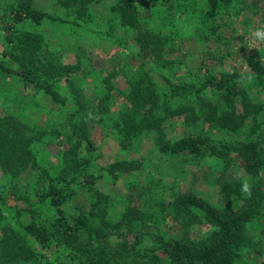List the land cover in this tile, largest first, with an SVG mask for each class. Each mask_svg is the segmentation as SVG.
<instances>
[{"label":"trees","instance_id":"trees-1","mask_svg":"<svg viewBox=\"0 0 264 264\" xmlns=\"http://www.w3.org/2000/svg\"><path fill=\"white\" fill-rule=\"evenodd\" d=\"M99 0H54L57 11L35 6L31 0L0 2V28L15 51L2 49L0 73L12 75L40 91L54 106L64 107L65 122L71 127L75 145L72 156L54 172L43 174L42 184L31 192L16 193L7 200L13 208L16 227L5 228L0 237V264H62L59 253L73 263L67 264H264V259L248 257L251 246L249 228L254 219L264 223V143L261 134L252 139L232 142L226 137L190 132L167 137L162 121L186 123L203 119L224 134L243 131L245 112L234 114L230 96L239 82L264 88V62L246 55L245 72L212 70L203 60L195 68L185 66L176 73L174 57L169 56L167 33L144 23L136 0H112L102 19L108 29L121 27L131 33L138 56L135 73L114 69L105 74L91 66L87 56L75 51L72 61H54L40 51L41 35L30 29L17 31L25 21L64 24L70 30L85 31L94 20L92 4ZM166 7L197 0H143ZM206 28L214 32L231 0H202ZM87 22V23H86ZM79 78L71 79L72 74ZM95 77L105 92L99 99L84 94L83 80ZM218 91L219 98L211 93ZM241 91V98H243ZM243 108H245L243 106ZM111 131L121 150L149 138L151 148L161 156L181 162L210 157L218 170L237 165L251 178L250 194L242 193L238 179L217 181L225 199L218 205L196 192L170 185V195L159 199L150 212L139 205L127 204L119 211L110 204L107 193L98 191V178L114 181L121 174L137 172L143 165L142 154L108 159L92 137L95 125ZM34 134V133H33ZM33 134H28L19 115L0 116V169L16 174L33 162ZM68 167H66V165ZM153 174L145 176L148 192L160 187ZM81 193L85 194V198ZM0 192V200L6 201ZM239 203L233 206L235 199ZM52 207L50 219L42 210ZM165 208L169 211L164 213ZM28 216L26 221L20 219ZM169 217L180 230L165 235L159 221ZM201 223L209 230L198 238L190 237L189 227Z\"/></svg>","mask_w":264,"mask_h":264},{"label":"rangeland","instance_id":"rangeland-1","mask_svg":"<svg viewBox=\"0 0 264 264\" xmlns=\"http://www.w3.org/2000/svg\"><path fill=\"white\" fill-rule=\"evenodd\" d=\"M4 2V0H0ZM112 0H99L91 6L94 10L93 21L85 31L70 30L64 24L42 22L38 25L21 21L17 31L30 29L41 35L40 51L49 59L67 62L73 60L75 51L87 56L91 66L98 73L105 74L114 69L120 73L127 71L135 73L138 66L136 48L131 41V33L121 27L112 26L108 29L102 20L107 15V8ZM31 3L48 11H57L54 0H31ZM140 15L155 29L167 33L170 42L169 56L175 58L173 64L176 73L183 74L185 66L195 68L200 60L212 70L226 69L245 72L243 58L253 55L264 62V41H257L252 33L264 26V0H231V5L223 13L221 25L209 32L206 28L202 0L197 3H186L166 7L165 4L151 5L143 0H136ZM87 23V22H86ZM15 51L13 43H7L0 28L1 50ZM79 78L72 74L71 79ZM83 91L90 99H99L105 92L103 84L91 76L82 82ZM241 91L244 95L241 98ZM213 99H218V91L211 93ZM234 114L245 112L243 131L237 130L231 135L214 128L211 123L197 119L186 123L182 120L168 119L162 121V127L167 137L178 136L190 132L208 134L213 138L226 137L232 142L252 139L261 134L264 143V88H253L247 82H239L236 90L230 96ZM243 106L245 108H243ZM66 109L54 106L40 91H35L30 84L23 83L12 75L0 73V116L19 115L24 122L28 134H33L31 147L34 154L33 162L29 161L16 174L9 175L0 169V192L6 201L0 200V237L2 228L13 229L16 220L13 208L7 200L16 193H29L42 184L45 172H54L72 156L71 147L75 145L71 127L65 122ZM92 137L96 140L102 154L108 158H119L142 154L143 165L137 172L119 175L114 181L98 178L94 185L98 191L107 193L110 204L119 211L124 205H139L152 212L159 199L166 200L171 192L170 185L184 187L207 198L211 202L223 205L225 199L219 191L217 181L220 179H238L242 188L245 183L250 186L251 178L244 174L237 165H229L224 170H218L214 160L204 157L193 161L181 162L176 158L161 156L151 148L149 138L134 145L132 150H121L111 131L103 124L95 125ZM68 167L67 164H65ZM153 174L157 179L158 188L148 192L144 187L145 176ZM242 193H244L242 191ZM85 198V194L81 193ZM239 199L232 203L236 206ZM169 211L165 208L164 213ZM44 219H50L52 207L42 210ZM28 216L22 214L20 219L26 221ZM160 231L165 235H178L180 230L169 217L158 222ZM209 227L194 223L189 227L190 237L198 238L205 234ZM249 233L251 246L248 257L251 260L264 259V223L260 219L251 221ZM62 264L73 263L71 259L54 253Z\"/></svg>","mask_w":264,"mask_h":264},{"label":"clouds","instance_id":"clouds-1","mask_svg":"<svg viewBox=\"0 0 264 264\" xmlns=\"http://www.w3.org/2000/svg\"><path fill=\"white\" fill-rule=\"evenodd\" d=\"M253 37L257 40V41H264V26L257 28L253 33H252ZM242 191L244 193H248L250 194V188L248 186L247 183L244 184Z\"/></svg>","mask_w":264,"mask_h":264}]
</instances>
